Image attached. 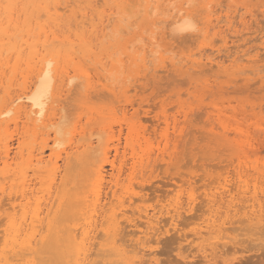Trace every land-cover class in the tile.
<instances>
[{"label":"rangeland","instance_id":"obj_1","mask_svg":"<svg viewBox=\"0 0 264 264\" xmlns=\"http://www.w3.org/2000/svg\"><path fill=\"white\" fill-rule=\"evenodd\" d=\"M63 1L60 12L66 11L60 18L61 26L56 29L63 35L61 39H66L68 35L75 38L77 32L91 33L90 20H86L85 28L81 24L77 27V22L82 21L81 13L87 10V15L94 17V23L104 15L108 16L106 19L103 17L105 22L112 16L114 20L110 18L113 22H106L110 24L106 28L104 21L99 25L100 20L96 32L99 34L88 35L87 40L93 48L90 55L77 45L75 49L79 47L71 65L63 59L60 61L64 63H60L61 69L69 71L63 74L75 75L80 80L74 79L71 86L67 82L68 87L64 88L55 104L49 102L37 119L24 115L18 117L13 110V114L8 115L10 119L5 116L2 119L4 124L0 121V151L4 150L7 141L12 147V155L17 149L21 152L14 155V160L11 159L13 171L17 172L29 169V173L33 174L34 165H29L30 156L40 149L45 150L48 157L55 140V151H62L63 156L78 141L80 144L93 138L95 142L94 149H88L87 153L82 150L66 162L59 161L61 168L58 170L55 197H60L61 204L54 214V230L46 232L43 242L35 250V264L72 262L75 249L67 239V231L69 226L81 220H77L81 216L80 209L85 196L91 193L101 162L107 170L103 183L105 192L111 195L113 180L118 178L119 196L127 199L132 194L135 199L132 202L126 200L125 205H121L118 198L115 201L109 199L110 203L105 201L108 202L105 206L106 218L111 217V208L116 206L115 212L120 216L121 226L126 224L121 231L126 237L117 236L125 241L121 238L122 241L117 244H125L130 255H135V250L142 247L141 241H146L144 250L147 251L142 259H147L148 264H264V0H189L191 6L188 0H156L157 3L161 1L160 6L155 0H95L93 5L97 1L100 3L93 7L86 3L87 0L72 1L75 6H71L70 0L69 4ZM123 1L126 2L122 6L125 10L115 6ZM109 3L114 5L113 10L110 5V8L106 6ZM153 3L156 7L150 10L149 4L153 7ZM167 5L173 10H168ZM64 6L67 8L64 9ZM181 6L192 12L187 14L185 10H174ZM180 13L183 14L181 16H192L196 30L173 32L171 26L175 27L178 18L175 16ZM172 16L176 18L175 22ZM64 17L67 19L64 20ZM120 18H123L122 22ZM44 19L46 21L47 16H43L42 21ZM189 32L193 36L188 35ZM182 34L184 36L181 37ZM32 37H29L30 41ZM75 41L79 42L77 39ZM66 43L61 45L62 48L68 46ZM85 53L87 56L82 55ZM24 54L26 58L28 51ZM16 56L17 53L7 69L6 65H3L5 69H0V109L7 105L12 94L27 85L33 77L34 72L27 70L26 60H23L17 74H13L11 68ZM4 58L1 63L5 61ZM75 66L83 69L77 71ZM88 79L92 85L96 83L91 88ZM166 114L168 122H164ZM173 116L178 119L176 128ZM156 122L161 124L159 129H153L152 124ZM129 136L134 140L140 137L143 145L138 148L135 167L131 149L125 151L124 148ZM116 145L120 147L119 153L115 151ZM106 148L111 151L108 158ZM144 150L150 152V158ZM0 153L4 154L3 151ZM139 157L144 159L143 163L139 162ZM113 161L117 168H123L121 172L113 169ZM3 167L1 161L0 171ZM50 171L49 165L40 172L38 180L33 179L35 184L32 187L37 196H48L47 177L51 176ZM5 185L7 189L3 197L6 199L13 187L10 182ZM127 189L131 193H126ZM104 194L105 198L107 194ZM180 196L185 206L180 209L183 216L175 223L168 220L175 211L157 213L161 208L173 209ZM191 197L196 199L191 210L186 211L185 202ZM146 209L158 215L152 224L155 228H147L142 234L139 231L134 233L136 227L133 225L145 221L144 216L142 219L138 216ZM121 211L127 214L122 215ZM99 219L104 220L103 217ZM158 219L159 223H156ZM5 221V216H1L0 236L7 226ZM100 231L102 234L98 232L99 242L96 241L93 249L91 264H123L115 246L110 243L111 236ZM140 235L146 236L145 240ZM131 249L134 253H131Z\"/></svg>","mask_w":264,"mask_h":264},{"label":"bare ground","instance_id":"obj_2","mask_svg":"<svg viewBox=\"0 0 264 264\" xmlns=\"http://www.w3.org/2000/svg\"><path fill=\"white\" fill-rule=\"evenodd\" d=\"M62 1L63 0H0V69L4 68L3 65H6L5 68L7 69L9 67V66L7 67V65L9 63H11V60H13V57H14L15 53H17L16 60H15L14 64L12 65V68H11L12 71H13V74L16 73L19 70V67L23 63V60H26V62H27V65H28V69L27 70L30 69V71L34 72L32 74L33 77H31L32 78L31 81L29 83H27V85L22 87L20 90H18L16 93L14 92L15 94H12V96L9 97V100H7L8 101L7 105L4 108L2 107L0 109V121L3 118H5V116H7V119H10V118H8V115L9 114H13V112H12L13 110H15L14 112L17 113V116L18 115L19 116L24 115V116H26L29 119L30 118L37 119L38 117H40L44 113V111L47 108V105H49L48 104L49 102H51V103L55 102L56 103L57 98L62 94V92L64 91V88L67 85L70 84L69 86H71V83L74 81V79L80 80L75 75L74 76H69V74H65V73L63 74V72H67V71H65V70L63 71V69H61L62 66H60V63H61L60 61L63 59L65 61V63H67V64L72 62L73 58H75L74 56L76 54V49L79 46H80V48L82 47L84 52H87L89 55L91 54V51H92L93 48H91L92 46L89 45V41L87 40L88 39V35L98 32L97 31L99 29L98 28L99 27L98 26V22L101 20L100 21L101 23L99 22V25L100 24L102 25V23L105 22L104 19H103V17L105 15L102 16V17L100 16L101 17L100 20L99 21L97 20L98 22L94 23V21H95L94 17H90V16L87 15V14H89L88 10H87V12L81 13L82 21L80 20L79 21L80 23L77 22L78 23L77 27L79 28V26L81 24L83 26V28H85V24L87 25V21L90 20L89 22H90L91 27H92L91 28V33L87 34V31H83L81 33L80 32L75 33L74 36H75V38L77 40H79L78 43H76V41H75L76 39L75 38L71 37L72 35L71 36H69V35L66 36L65 35L66 39H64L65 38L64 37L63 38L64 40H63V39H61V37L63 35H60V33H58L59 31L56 30V29H59V27L61 26L60 18L63 16L62 14L66 11V10L62 11L63 12L62 14L60 12L61 11L60 9H63V7L61 5L64 4V3H62ZM72 1H76V0H70V2H71L70 4H72L71 6H75L72 3ZM94 1L95 0H87L86 3L89 4V6L92 5V7L94 5H96L97 3H100V2L97 1V2H95L96 4L93 5ZM149 1H151V2L153 1L154 2V0H149ZM149 1H148V3H150ZM65 2L67 3L68 0H65ZM105 2H106V0H105ZM105 2H104V4H105ZM109 2H111V1H109ZM135 2H137V1H135ZM167 2H168V0H167ZM183 2L185 3V1H183ZM191 2H193V0H191ZM191 2L189 1L187 3L191 6L192 5V4H190ZM77 3H78V1H77ZM124 3L126 5V2L123 1L121 4L117 3L115 6H117V7L119 6V8H120V6L122 7L124 5ZM143 3H145V2H143ZM155 3H157L156 0H155ZM155 3H153V4H155ZM160 3H161V1L160 2L158 1L157 4H159V6H160ZM162 3L164 4L165 2L163 1ZM184 3H183V6H184ZM67 4H69V2ZM110 4L111 3H109L108 5L106 4V6L109 7ZM153 4H152V6H153ZM149 5L151 7V4H149ZM71 6H70V8H71ZM85 6H86V4H85ZM159 6H158V8H159ZM165 6H166V4H165ZM183 6L179 7L178 10H176V9H174V10L177 11V12H182L183 10H185V12L187 14H190V12H192L191 9H186ZM65 7L67 8V6H64V9H65ZM110 7L113 10L114 5H110ZM117 7H116V10H117ZM150 7H148V8L151 10L152 8L156 7V4H155V6H153L151 8ZM167 8H168V5H167ZM94 10H96V9L94 8ZM155 10H157V8ZM160 10H159V13L161 12ZM168 10H173V9L172 8L171 9L168 8ZM92 12L93 11H91L90 13H92ZM104 12H102V13H104ZM119 12L120 11H118V14H119ZM185 12H183V14ZM111 13L112 12H110V14ZM150 13H149V15H150ZM75 14L76 13H74V15ZM151 14L153 15V12ZM161 14H162V12H161ZM161 14H159V15H161ZM183 14H181V13L180 14H176L175 17L179 18V19L177 18V21H176V18H174L172 16L174 18V22L176 21L175 22L176 25L173 24V25H175V27L171 26V29L173 28V30H174L173 32L174 33H175V31L176 32H184V31H194V30H196V25L191 20L192 16L191 17H189V15L181 16ZM94 15H95V12H94ZM43 16H47V18H48L46 21H45V19H46L45 18L43 20L44 22L42 21ZM106 16H105V19H106ZM77 17H78V13H77ZM112 17H109V19L112 18ZM97 18L99 19V17H97ZM66 19L64 17V20H66ZM69 19H68V21H69ZM109 19L107 18L108 22H113V21H111V19L109 21ZM122 19L120 18L119 20L121 21ZM209 20L210 19H208V21ZM124 21H125V19H124ZM89 22H88V24H89ZM34 23H35V27L33 26ZM107 23H106V25L105 24L103 25L104 28H106L105 26L108 27L110 25V24L107 25ZM155 23H156V21H155ZM172 23H173V20L171 22V25H172ZM70 24H72V26L74 25L73 23H71V21H70ZM72 26H71V28H73ZM68 30L70 31L71 29L68 28ZM100 30H102L101 27H100ZM22 31H25V32H22ZM64 33H62V34H64ZM71 33H72V31H71ZM98 34L96 33V35H98ZM183 34L181 35V37L185 35V34L184 35ZM192 34L193 33L189 32L188 35L193 36ZM101 35H102V33H101ZM31 36H33L34 38L32 37L33 40L30 41L29 37H31ZM103 36H105V35H103ZM174 37L176 38V35ZM174 37L172 36V39H174ZM91 39H93V38H91ZM66 42H68V43H66ZM65 43L68 44V46L67 47H63L65 49V50H63L61 45H64ZM75 43H76V45H75ZM77 45H79V46L76 47V49H75V46H77ZM126 46H127V44H126ZM26 50L28 51V54H27V57L25 58L24 57V55H25L24 53L26 52ZM79 51H80V49H79ZM79 51H78V53H79ZM146 52H145V54H147ZM87 53L82 54V55H86L87 56ZM136 55H137V53H136ZM138 55H139V53H138ZM5 56H6V58H4ZM134 56H132L131 58L134 59ZM90 57H93V56H90ZM95 57H96V55H95ZM3 58L5 59V61L3 63H1ZM81 58H82V56H81ZM87 58H89V57H87ZM136 60H138V59H136ZM64 61H62V62H64ZM34 63L36 65H34ZM63 64L61 63V65H63ZM70 65H71V63H70ZM121 66H120V68H122ZM97 67H98V65H97ZM9 69H8V72H9ZM82 69L83 68H81L80 66H78V67L75 66V70H77V71L82 70ZM101 71H103V70H101ZM32 72H30V74ZM2 73H1V76L3 77L4 73H3V75H2ZM90 73H89V75H90ZM5 75H6V73H5ZM79 77H81V76H79ZM86 77L87 76H85V78ZM90 77H92V76H89V78ZM101 78H103V77H101ZM101 78H100V80H102ZM28 79H29V77H28ZM92 80H94V79H92ZM103 80L105 81V79H103ZM11 83H14V82H11ZM80 83H82V81ZM3 84H7V82L3 83ZM94 85H92V81L88 79L89 88L93 87ZM98 85H100V84L98 83ZM108 86L110 87V85H108ZM9 88H11V87H9ZM114 88L116 89V87H114ZM5 91L6 90L4 89V92ZM10 93H12V92H10ZM6 94H8V93H6ZM3 103H5V102H3ZM181 108H183V107H181ZM55 110H57V109H55ZM57 114H58V112H57ZM55 116H56V113H54L53 117L55 118ZM54 118H50V119L52 120ZM159 120H160V117H159ZM177 120L178 119L176 118V116H173L174 128H176V126H177V123H178ZM166 121L168 122L167 114L164 115V122H166ZM159 122L158 123L156 122L155 124H152V125H154L153 129H159L160 128L161 124ZM2 123H3V120H2ZM6 123H7V120H6ZM136 139L137 138H135V140H134L133 137L129 136L128 140L126 141V145L124 146L125 151L131 149V152H132L131 154H133L132 157H134V161H135L134 167L137 164L136 158H138L137 155L139 154L138 148L143 146L142 143H141V138L139 137L137 139V141H136ZM133 140H134V143H132ZM73 142H75V141H73ZM5 143H6V145L3 146L4 150H2L4 154L0 153V155L2 156V157L0 156V158H1L0 160L3 162L4 167H5V168L3 167L4 169H1V171H0V217L1 216H5V220H6L5 223H6L7 226L4 229V233L0 236V264H35V260H34L35 256H33L34 253H35V250H37L36 249L37 246L41 242H43L44 238L46 237V232L47 231L49 232V230L53 229V227H54L53 224H54L55 215H56L55 213L58 211V208H59V206L61 204L60 197L59 196L55 197V194H56L57 188H58L57 187L58 175H59L58 174V170L61 168V165L59 164V161L63 160L64 162H66L69 158H72L71 157L72 155L78 154V152L79 151L81 152L82 150H85L86 153H87L88 149L89 150L92 149V148L94 149L93 146H95L94 145L95 142L93 141V138L89 139L87 142H83L82 141V143H80V144H79V141H78L77 142L78 144L75 145L74 147H71L72 150L70 149V150L65 151L66 155L63 156L62 151H61V153L55 151V150H57L55 148V145L57 144V141L55 140L54 141V145H53L54 147L50 146L51 147V154H49L48 157H47V155H45V150L41 151L40 149L38 150L40 152L37 151V153H36L34 151L35 153H33L30 156V158H29L30 164L29 165H31V167H33V165H34L33 169L30 168V169L33 170L32 171L33 174L29 173L30 172V171H28L29 169L28 170H26V169L25 170H21L19 172L13 171V168H12L13 163H12L11 159L14 160V158H15L14 155L16 154V156H17L19 150L17 149V152H15V154L12 155V149H11L12 147H10V145L7 143V141ZM47 145H48V143H47ZM20 146H19V148H20ZM67 149H69V148H67ZM2 151H0V152H2ZM20 151H21V149H20ZM115 151H116V153H119V151H120L119 145L115 146ZM144 151H146L145 155H147V157L150 158L151 157L150 152L147 151V150H144ZM110 152H111L110 149H107V151H105L107 158L109 157ZM19 153L21 154V152H19ZM171 156L172 155H170V157ZM139 158H140L139 162L143 163L144 159L141 158V157H139ZM148 160H150V159H148ZM49 165L51 166V170L52 171H50V172H52V174H51L50 177H47V180L49 178V180H48L49 183L47 185V194H48V196H46V198H43L45 196L42 197L40 195L39 196L36 195V193H35L36 191H34V188L32 187V185L35 184V181L33 182V179H37L38 180V178H40V176H41L40 172L44 168H48ZM112 166H113V169L117 168V166L115 165L114 161L112 162ZM119 168H117V169H118L119 172H121V170L123 168L122 167L120 169ZM110 174H108V175H110ZM106 175H107V170L105 169L104 164L101 162V164L98 165L97 170H96L95 181L93 183V188L91 190V193L89 195L87 194V196H85V199H84V202H83V206L80 209L81 216L79 215L80 217L77 220H80V219L81 220L77 221L74 224H72L68 228L67 239L70 240V242L73 244L74 249H75L74 254H72V256H74V257H73L72 262H70V264H91L92 263L93 249H95L94 247L96 245L97 238L100 235L99 233H101L100 230H103L109 237L111 236L110 238L112 240H111L110 243H112L115 246L114 249L116 250V254H117L118 257L121 258L120 260L122 261L123 264H146V263L148 264V261H146L147 259H145V261H144V259H142L146 255V251H147V250L146 251L144 250V248L147 246L146 241H143V242L141 241V243L139 242L142 245V247H140L139 249L135 250V252H136L135 255H133V254L130 255L129 249H126L128 247L124 246L125 244H123V243H120L119 245L117 244L118 241H120V240L122 241V239H124L122 237H121L122 239L121 238L119 239L117 237L118 234L123 235V237H126V236H124V234H121V231H123V229H124L123 227L126 224H124L125 222L123 220V222H124L123 224L124 225L121 226L122 224L119 221V217L120 216H119V214H117L115 212V207L116 206L111 208V211H110V213L112 212L111 213V217L109 219H107L106 218V214H105L106 213L105 206L107 205V203L109 202V199H111V198H112V200H110V201H113L115 198H118V200H120V204L121 205H125V201L126 200H129V201L132 202L135 199L133 200V195L132 194L129 195L127 199H125L126 198L125 196H119V193H118L119 189L117 187L120 185V181L118 180L117 177H116L117 179H114L115 175L114 176L112 175L114 177V178H112V179H114L113 180L114 185H112V189L113 190L111 189L112 192H111V195L109 196L108 195L109 193L105 192V190L103 189V185H104L103 183H104V181L106 179ZM31 176H33V178H31ZM2 178H3V180H1ZM6 180H8L7 182H10V186L13 187V190H11V192L8 194V197L5 199L3 197V195L5 193V190L7 189L6 188L7 186L5 185V183H7V182H5ZM61 183H63V182H61ZM59 185H61V184H59ZM113 186H115L116 189ZM103 190H104V192H103ZM128 192H130L129 189L126 190V193H128ZM104 193H106V194L108 193L105 198L103 197ZM122 195H124V193H122ZM123 197H124V199H123ZM195 199H194V197H191L190 199H188L189 201L187 200L188 202L184 201L185 204L187 205L186 211H188L191 208V205H192V203H193V201ZM180 200H181V196L178 198L177 204H175L176 206H174L173 209H170V207H169L168 209L163 210L161 208L159 210V212H157V213H159V215H160L163 212L171 213L172 211H175L174 214H171V216H170L171 219L170 218L168 219V220H171V223L172 222L175 223L176 220H178V218L183 216L182 215V211H180V209L184 208L185 205H184V203H182L183 201H180ZM105 201H108V202H105ZM117 203H119V202H117ZM6 204L9 205V206L5 207V206H7ZM56 205H57V208H56ZM113 205H115V204H113ZM110 207H111V205H110ZM157 213L156 212L155 213L154 212L151 213L150 211H147V209L144 210L143 212H141L139 214V216L137 215L138 214L137 213L136 215L138 216V218L139 217L141 218V217L144 216L145 217V219H144L145 221H141L140 223H137V222L134 223L133 226L136 227V230H134V233H135V231L136 232L139 231V232H141L139 234H142L143 232H146L147 228L148 229H151V228L154 229L155 227L152 226V224L158 218V215H156ZM121 214L122 215H124V214L126 215L127 212L126 211H121ZM100 217L101 218L103 217L104 220L102 221L101 219H99ZM105 218L107 220H105ZM132 219H134V218H132ZM154 219H156V220H154ZM161 220L163 221L164 219H161ZM156 223H159V219H158V222H156ZM172 225H174V224H172ZM143 226H145L146 228L143 227ZM51 233H53V232H51ZM103 235L105 236V234H103ZM159 235H161V234H159ZM140 236H142V235H140ZM57 238H60V237H57ZM145 238H146V236H145ZM145 238H144V240H145ZM176 239H177V237H176ZM62 241H64V240H62ZM124 241H125V239H124ZM128 241H130V240L128 239ZM98 242L99 241H97V243ZM137 245H138V243H137ZM132 246H133V244H132ZM211 249H213V248H211ZM111 250H106V251L108 253H110ZM213 250L215 252L216 246L214 247ZM70 251H73V250H70ZM132 251L133 250L131 249V253H134ZM206 251H207V249H206ZM152 253L153 252H151V254ZM148 254L149 253H147V255ZM210 254L212 255V253H210ZM113 256H115V255H113ZM110 257H112V255ZM206 257H208V254H207Z\"/></svg>","mask_w":264,"mask_h":264}]
</instances>
